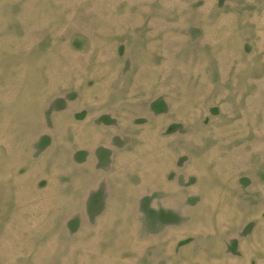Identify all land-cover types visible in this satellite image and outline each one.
Here are the masks:
<instances>
[{
    "label": "rangeland",
    "instance_id": "374dc122",
    "mask_svg": "<svg viewBox=\"0 0 264 264\" xmlns=\"http://www.w3.org/2000/svg\"><path fill=\"white\" fill-rule=\"evenodd\" d=\"M0 264H264V0H0Z\"/></svg>",
    "mask_w": 264,
    "mask_h": 264
}]
</instances>
